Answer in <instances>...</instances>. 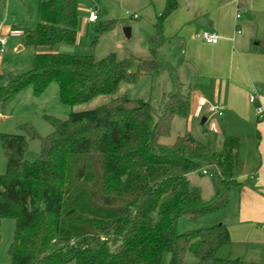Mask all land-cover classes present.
<instances>
[{
	"label": "trees",
	"instance_id": "trees-1",
	"mask_svg": "<svg viewBox=\"0 0 264 264\" xmlns=\"http://www.w3.org/2000/svg\"><path fill=\"white\" fill-rule=\"evenodd\" d=\"M176 6V0H166L148 55L121 58L111 52L97 59L58 50L76 43V0L39 3V21L22 37L23 46L33 49L31 67L5 74L0 105L27 87L40 95L56 83L60 102L71 111L66 119L45 115L53 127L45 136L30 123L20 125L23 133L0 132L6 160L0 173V240L2 219H13L11 264H161L165 253L169 264H183L188 253L196 264L243 263L218 254L231 242L225 224L197 225L203 215L226 207L230 190L240 185V138L223 135L218 149L188 132L162 142L175 117H189L190 94L172 90L156 107L117 93L122 83L134 86L165 67L158 48L166 39L164 20ZM116 24L98 20L95 41ZM101 95L109 99L73 110ZM36 138L40 152L30 161L29 140ZM197 171L211 178L209 200L190 184L188 175ZM183 216L193 226L181 232Z\"/></svg>",
	"mask_w": 264,
	"mask_h": 264
},
{
	"label": "crops",
	"instance_id": "crops-1",
	"mask_svg": "<svg viewBox=\"0 0 264 264\" xmlns=\"http://www.w3.org/2000/svg\"><path fill=\"white\" fill-rule=\"evenodd\" d=\"M76 1L79 22L80 16L83 18V29L87 30L89 25L97 23L85 22L92 10L97 11L99 21L116 20L117 24L125 22L134 42L124 44L131 45L129 55L134 57L149 53V41L155 23L166 4V0ZM176 2L174 11L164 20L166 39L158 48V57L165 65L163 68L171 75L163 94L176 89L189 93L188 118L202 114L203 122L213 119L211 128L219 135L214 144L217 148L223 135H227L226 131L238 126L255 128L259 139L256 162L251 165L252 169L248 166L253 159L252 154L247 151L243 158L240 142L237 177L240 185L230 190L227 206L211 213L202 223L205 226L223 223L228 228L231 242L220 248L219 256L239 259L242 264H264V119H259L255 112L258 105L264 108V0ZM117 24L113 29L115 32ZM26 31H20L19 34ZM202 31L217 33L218 43L208 44L198 39L195 35ZM8 42L9 36L6 45ZM69 47L60 46V51L74 54L70 53L72 49ZM11 66L10 60L4 54L0 55V83L7 72L18 73ZM158 75L152 77V80ZM253 92L257 94V100L251 103L249 94ZM198 96L224 108L223 122L205 113L204 107L198 104ZM61 105L56 83H51L40 95L35 94L32 87H27L5 105H0V132H16L24 123L35 127L32 121H17L25 115H41L45 119L49 110L70 113L69 106ZM242 161L247 164L240 169ZM191 176L192 173L188 175L189 180Z\"/></svg>",
	"mask_w": 264,
	"mask_h": 264
},
{
	"label": "rangeland",
	"instance_id": "rangeland-1",
	"mask_svg": "<svg viewBox=\"0 0 264 264\" xmlns=\"http://www.w3.org/2000/svg\"><path fill=\"white\" fill-rule=\"evenodd\" d=\"M38 6L39 0H0V36H9V42L5 46L4 55L10 60L11 68L17 70L19 72H23L28 70L31 67L33 49L31 47H24L22 45V34H19L20 31H26L30 28H33L37 22L38 18ZM82 17L80 16V22L78 25V41L73 45H60V46H70L71 52L74 54H92L95 58L100 59L107 54L114 52L119 57L125 58L129 57L130 50L129 45L130 42H134V37L127 36L125 34L124 28L129 27L124 24H117L116 32L114 30L105 33L103 37L95 41L96 34V24L89 25L88 29H83L82 25ZM9 34V35H8ZM124 42H128V44H124ZM60 46L58 50L60 51ZM128 46V48L126 47ZM22 47V49H19ZM69 47V48H70ZM19 49V50H18ZM132 51H134L132 49ZM61 52V51H60ZM149 54V53H148ZM147 54V55H148ZM129 55V56H128ZM141 55V54H140ZM141 57V56H140ZM136 66L133 67L135 69ZM12 69V70H13ZM159 75L152 80V77H146L140 80L134 86H129L127 84L122 83L118 89L119 94L127 93L130 97L143 98L146 100H150L151 103L159 107L161 106L167 96V92L165 95L163 91H166V87L168 85L169 78L171 75L165 71V68H161L159 71ZM185 91V90H183ZM109 99L107 95H101L92 99L91 101L75 106L73 108L74 111L79 110H87L99 106L105 103ZM61 106H64L63 104ZM64 108V107H63ZM68 108V107H66ZM205 113H209L207 107L203 108ZM47 114H52L58 116L61 119H66L70 113L66 112H58L54 110H49L46 112ZM208 114V115H209ZM216 118L220 122H223L222 117L215 115ZM204 116L202 114H198L197 117H191L188 119L182 117H175L172 121L171 134L169 137H162V142H172L174 139L185 132L190 133L196 139L202 141L209 147L210 145L216 144V140L219 137L215 132L213 127V119L210 118L208 122H203L202 119ZM19 122H28L32 121L36 126L38 133L42 136L48 135L52 132L53 127L50 123H48L43 116H33L32 114L28 116H24L17 120ZM244 127V126H243ZM10 133H23L21 129H17L16 132ZM227 135L239 136L242 142V155L243 158L247 155V151H250L253 159L250 160L249 165L250 169L252 164H255L257 157V143L259 139L257 137V133L255 128L253 127H244L240 128L239 126L235 129H228L226 131ZM211 147L212 149H218L217 146ZM40 152V141L39 139H30L29 140V148L26 154V158L30 161L35 160ZM244 161L240 163V169L245 165ZM6 169V160L0 154V173H3ZM190 184L192 187H199L202 193V196L205 200H209L214 195V187L211 181V178L207 174H201L200 172H193L190 177ZM210 214L203 215L199 218L197 225L205 226L202 223L204 218L209 216ZM193 224L186 217L183 216L178 221V229L183 232L188 229H191ZM15 231V221L11 218H4L1 221V240H0V264H11V258L9 255V248L14 238ZM170 253H165L162 258L161 264H169L170 262ZM183 264H196V258L192 253H188L183 261Z\"/></svg>",
	"mask_w": 264,
	"mask_h": 264
},
{
	"label": "built area",
	"instance_id": "built-area-1",
	"mask_svg": "<svg viewBox=\"0 0 264 264\" xmlns=\"http://www.w3.org/2000/svg\"><path fill=\"white\" fill-rule=\"evenodd\" d=\"M240 15L238 14L237 17ZM99 19L98 13L96 10H92L89 12L87 18L85 19L86 23H93L97 22ZM198 39L208 43V44H216L219 41V35L215 32L210 31H202L195 35ZM7 43V37L6 36H0V55L5 53V46ZM257 100V94L256 93H250L249 94V102L254 103ZM198 104L203 107H207L208 112L211 113V115H218L222 116L224 114L223 110L224 108L220 104H216L214 102H210L207 98L203 96H198ZM255 112L259 119H264V108L261 105L256 106ZM205 172V171H204Z\"/></svg>",
	"mask_w": 264,
	"mask_h": 264
},
{
	"label": "water",
	"instance_id": "water-1",
	"mask_svg": "<svg viewBox=\"0 0 264 264\" xmlns=\"http://www.w3.org/2000/svg\"><path fill=\"white\" fill-rule=\"evenodd\" d=\"M124 31H125V34H126L127 36H129L130 28H129V27H126Z\"/></svg>",
	"mask_w": 264,
	"mask_h": 264
}]
</instances>
